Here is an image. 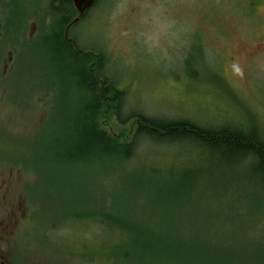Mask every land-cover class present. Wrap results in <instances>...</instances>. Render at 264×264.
Instances as JSON below:
<instances>
[{"label":"rangeland","instance_id":"374dc122","mask_svg":"<svg viewBox=\"0 0 264 264\" xmlns=\"http://www.w3.org/2000/svg\"><path fill=\"white\" fill-rule=\"evenodd\" d=\"M5 2L21 8L25 38L16 71L0 79V136L7 139L0 151L16 150L0 154V178L27 187L26 195L19 190L30 211L20 239L27 257L38 264H136L89 251L137 237L125 229L131 221L150 234H195V244L212 253L228 251L216 264H264V186L253 182L247 161L187 140L146 138L123 160H71L61 123L71 127L75 94L56 82L41 50L50 0ZM88 13L73 33L104 51L109 79L126 91L123 122L113 113L100 119L119 141L133 139L138 112L255 128L264 137V0H100ZM105 211L123 223L113 233L88 216Z\"/></svg>","mask_w":264,"mask_h":264},{"label":"trees","instance_id":"16d2710c","mask_svg":"<svg viewBox=\"0 0 264 264\" xmlns=\"http://www.w3.org/2000/svg\"><path fill=\"white\" fill-rule=\"evenodd\" d=\"M99 2L100 0H96L77 21L75 19L79 12L73 0H50L48 7L42 12H47L46 16L51 17L47 29L40 35L44 43L41 49L43 56L52 66L57 76L56 82L67 88L71 87L75 94L73 119L69 121L71 127L66 121L61 123L62 131L69 130V154H74L71 160L87 164L93 161L102 163L111 159L123 160L136 151L139 138L158 143L187 140L223 158L247 161L251 167L250 176L257 180L253 182L264 186V137L255 128L245 130L239 126L201 125L188 118H161L138 112L133 115L137 121L135 135L128 142L119 141L116 135L101 126V117L110 113L117 114L123 122L120 108L125 101L126 91L116 87L109 79L104 51L90 47L80 39L79 33H73L75 27L81 24L88 12ZM34 14L36 13L26 18L36 16ZM67 28L72 31V40L65 34ZM185 62L187 66L191 64L187 58ZM187 71L192 72L189 68ZM43 78L42 82L45 84L46 77ZM48 89L52 88L49 86ZM51 109V113H54V105ZM65 216L68 215H64L62 219L69 218ZM88 216L96 218L108 230L123 224L108 211L102 215L92 213ZM125 229L128 233H137V237H131V240L122 243L109 244L100 252L89 250L90 253L123 256L127 260H134L136 264H216V258L226 260L231 256L224 249L212 253L206 244H195V234H150L131 221H128ZM109 232L113 233L112 230ZM85 249L88 250V247Z\"/></svg>","mask_w":264,"mask_h":264},{"label":"flooded vegetation","instance_id":"af4514ba","mask_svg":"<svg viewBox=\"0 0 264 264\" xmlns=\"http://www.w3.org/2000/svg\"><path fill=\"white\" fill-rule=\"evenodd\" d=\"M23 24L21 8L14 4V8L10 9L5 0H0V79L17 69L20 41L25 38ZM34 35L30 41L36 38V33ZM0 140L4 143L7 141L2 136ZM10 151L16 152L15 149L7 148L0 151V154L7 155ZM16 158L19 159L17 156ZM19 163L25 165L27 162L19 159ZM25 166L28 167L27 164ZM8 179L0 178V264H38L27 257L28 246L20 241L25 231L24 226L30 219V211L28 204L25 205L23 194L19 192L26 195L27 187L22 184L23 181Z\"/></svg>","mask_w":264,"mask_h":264},{"label":"water","instance_id":"95a60500","mask_svg":"<svg viewBox=\"0 0 264 264\" xmlns=\"http://www.w3.org/2000/svg\"><path fill=\"white\" fill-rule=\"evenodd\" d=\"M74 4L76 6V8L79 11V16L75 19V21L79 20L80 17H82L85 12L92 7V5L94 4V2L96 0H73Z\"/></svg>","mask_w":264,"mask_h":264}]
</instances>
